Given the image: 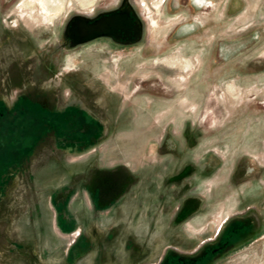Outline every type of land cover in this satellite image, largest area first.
<instances>
[{
  "label": "rangeland",
  "instance_id": "1",
  "mask_svg": "<svg viewBox=\"0 0 264 264\" xmlns=\"http://www.w3.org/2000/svg\"><path fill=\"white\" fill-rule=\"evenodd\" d=\"M55 1L52 24L36 10L27 25L18 0H0V92L26 86L59 106L78 95L110 129L64 177L43 173L63 161L50 149L4 174L0 151V264H264V0H166L155 29L138 6L130 44L78 40L76 0ZM171 53L194 60L182 85L152 66ZM95 176L117 179L105 211L86 194ZM63 184L86 191L69 200L78 225L66 232Z\"/></svg>",
  "mask_w": 264,
  "mask_h": 264
},
{
  "label": "flooded vegetation",
  "instance_id": "2",
  "mask_svg": "<svg viewBox=\"0 0 264 264\" xmlns=\"http://www.w3.org/2000/svg\"><path fill=\"white\" fill-rule=\"evenodd\" d=\"M165 1L154 0L147 3L145 0H76V7L82 11V14L71 20L69 32L81 41L108 39L113 44H130L141 36L142 23L137 7L140 6L142 9L149 27L155 29L158 22L152 13H159ZM191 1L200 10L212 6L209 0ZM34 5L36 4L33 0H18L14 5V13L25 24L37 25L34 18L36 10L40 17L49 24H52L54 18L62 10V3L56 4L53 6L54 15L48 16L38 5V8L34 9ZM198 19L199 17L195 18V20ZM13 25H17L16 21ZM151 62L155 68L160 67L166 70L170 74V79L179 85L186 80L194 65L192 58L183 59L179 53L161 54ZM3 74L4 70L0 67V81L2 82L0 91L9 81L8 77L3 78ZM25 87L23 90H15L12 95H5L7 97L0 92V151L7 150L11 158L6 162L5 168L1 171L2 174L13 168H19L23 161L28 163L40 160L38 158L41 149L54 151L55 159L57 154L63 158L59 164L51 158V162L43 173L49 171L53 174V171L55 172L58 168L60 175L65 173L62 175L64 177L69 170L78 172L82 168H87L84 163L89 164L92 159L83 157L100 147L110 129L107 127L109 123L103 117L98 116L93 105H88L78 95L69 96L63 105L59 106L48 102V97L36 98L35 95L29 93L31 88L26 90ZM182 91L179 90L178 93ZM20 136L23 142H20ZM5 138L11 141L6 145L8 148L4 146L3 139ZM44 146L47 147L44 148ZM74 177L76 179L78 175ZM97 178V176L94 177L98 180V185L86 194L94 211H105L115 204L114 198L117 196V190L106 191L104 185L107 182L113 187L117 179L114 177L104 180ZM66 185L63 184V223H68L71 227L65 229L63 227V232L70 231L78 225V219L71 216L74 212L69 200L72 197L82 198L81 193L85 191V189L79 191L77 188H67ZM54 196L55 194L51 198ZM83 242L81 239L78 244H83Z\"/></svg>",
  "mask_w": 264,
  "mask_h": 264
},
{
  "label": "bare ground",
  "instance_id": "3",
  "mask_svg": "<svg viewBox=\"0 0 264 264\" xmlns=\"http://www.w3.org/2000/svg\"><path fill=\"white\" fill-rule=\"evenodd\" d=\"M52 1V0H51ZM48 0H33V2L38 5L44 12L49 16L54 15L53 6L59 4L58 2H51ZM58 1V0H57Z\"/></svg>",
  "mask_w": 264,
  "mask_h": 264
},
{
  "label": "built area",
  "instance_id": "4",
  "mask_svg": "<svg viewBox=\"0 0 264 264\" xmlns=\"http://www.w3.org/2000/svg\"><path fill=\"white\" fill-rule=\"evenodd\" d=\"M78 235V234H77Z\"/></svg>",
  "mask_w": 264,
  "mask_h": 264
}]
</instances>
